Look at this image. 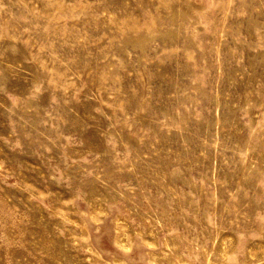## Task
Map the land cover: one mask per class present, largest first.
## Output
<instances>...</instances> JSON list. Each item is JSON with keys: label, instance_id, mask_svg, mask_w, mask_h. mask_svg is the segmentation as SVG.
I'll return each instance as SVG.
<instances>
[{"label": "rangeland", "instance_id": "1", "mask_svg": "<svg viewBox=\"0 0 264 264\" xmlns=\"http://www.w3.org/2000/svg\"><path fill=\"white\" fill-rule=\"evenodd\" d=\"M0 264H264V0H0Z\"/></svg>", "mask_w": 264, "mask_h": 264}]
</instances>
